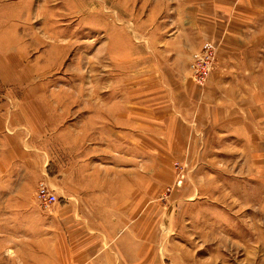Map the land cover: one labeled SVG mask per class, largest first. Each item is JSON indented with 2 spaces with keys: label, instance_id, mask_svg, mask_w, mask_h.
Segmentation results:
<instances>
[{
  "label": "rangeland",
  "instance_id": "374dc122",
  "mask_svg": "<svg viewBox=\"0 0 264 264\" xmlns=\"http://www.w3.org/2000/svg\"><path fill=\"white\" fill-rule=\"evenodd\" d=\"M0 264H264V0H0Z\"/></svg>",
  "mask_w": 264,
  "mask_h": 264
},
{
  "label": "built area",
  "instance_id": "2783aa9c",
  "mask_svg": "<svg viewBox=\"0 0 264 264\" xmlns=\"http://www.w3.org/2000/svg\"><path fill=\"white\" fill-rule=\"evenodd\" d=\"M202 46L201 53L192 59L193 63L190 67L191 75L199 85H203L210 76L209 73L212 68L215 55V46L211 43L205 42ZM41 186L42 187L38 188L36 201L43 209H45L48 205H51L56 201V197L53 194L51 195L43 187V185Z\"/></svg>",
  "mask_w": 264,
  "mask_h": 264
}]
</instances>
